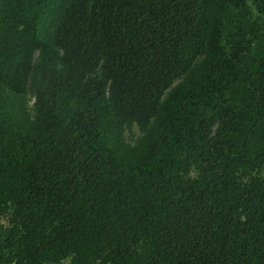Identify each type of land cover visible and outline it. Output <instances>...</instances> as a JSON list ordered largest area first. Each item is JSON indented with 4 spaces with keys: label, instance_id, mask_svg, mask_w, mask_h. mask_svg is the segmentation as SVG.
<instances>
[{
    "label": "trees",
    "instance_id": "trees-1",
    "mask_svg": "<svg viewBox=\"0 0 264 264\" xmlns=\"http://www.w3.org/2000/svg\"><path fill=\"white\" fill-rule=\"evenodd\" d=\"M64 263L264 264V0H0V264Z\"/></svg>",
    "mask_w": 264,
    "mask_h": 264
},
{
    "label": "rangeland",
    "instance_id": "rangeland-1",
    "mask_svg": "<svg viewBox=\"0 0 264 264\" xmlns=\"http://www.w3.org/2000/svg\"><path fill=\"white\" fill-rule=\"evenodd\" d=\"M37 57V55H35ZM32 104V101L29 102V106ZM139 134L137 126H133L131 131L126 132V136L128 137L129 140L133 139L135 136ZM66 264V263H64Z\"/></svg>",
    "mask_w": 264,
    "mask_h": 264
}]
</instances>
